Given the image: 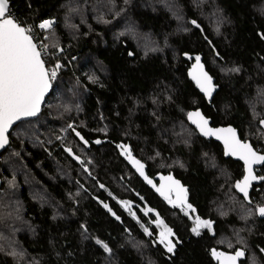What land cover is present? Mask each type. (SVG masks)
Instances as JSON below:
<instances>
[{
    "label": "trees",
    "instance_id": "obj_1",
    "mask_svg": "<svg viewBox=\"0 0 264 264\" xmlns=\"http://www.w3.org/2000/svg\"><path fill=\"white\" fill-rule=\"evenodd\" d=\"M10 12L31 30L55 19L43 59L61 67L39 117L0 155V264H219L213 250L264 264V181L247 203L234 189L242 166L187 122L200 109L264 153V0H10ZM197 56L215 80L210 102L189 79ZM120 144L150 177L187 186L195 212L157 199ZM153 211L173 256L145 232L158 231ZM197 217L211 231L194 234Z\"/></svg>",
    "mask_w": 264,
    "mask_h": 264
},
{
    "label": "snow or ice",
    "instance_id": "obj_2",
    "mask_svg": "<svg viewBox=\"0 0 264 264\" xmlns=\"http://www.w3.org/2000/svg\"><path fill=\"white\" fill-rule=\"evenodd\" d=\"M52 23L50 20L44 21L39 24V28L50 29ZM192 23L195 24V21ZM30 32L31 29L23 26L10 12V0H0V148L8 143L7 132L15 121L23 117L35 116L40 111L41 102L51 86V80L56 77V71L49 72L46 69L42 52L34 43ZM43 47L45 50L47 49L46 45ZM195 59L196 64L189 75L205 97L211 98L215 88L212 78L203 70L200 57L197 56ZM55 67L59 69L61 65L57 63ZM230 71L238 72L239 69L233 68ZM188 120L195 125L201 135L215 136L216 139L221 140L224 144L225 155L236 156L243 161L246 175L242 181L237 182L235 187L244 194L247 200L252 182L257 179L264 180V176L257 177L253 174V165L264 164V155L258 154L249 144L242 143L237 138L234 129L210 128L208 120L199 111L188 113ZM261 125L264 126V120H261ZM76 134L80 135L78 132ZM95 143L99 144L100 141L97 140ZM118 147L121 148V155L129 160L141 176H144V165L132 157L130 149L124 145H118ZM65 151L72 154L70 149L66 148ZM144 178L149 184L152 183L146 176ZM161 179H166L167 183L162 184L160 188H157V191L165 200L173 207H179L185 212V215L195 212L192 205L187 203V190L181 186L179 181L174 180L171 176L161 177ZM153 186L155 187V185ZM173 192L176 196L175 200L171 198ZM105 207L107 208V205ZM256 213L264 217V206H258ZM156 223L162 229L158 242L164 246L168 253H172L175 249V244L170 239L173 235L172 230L164 226L159 217H157ZM81 227L83 228L84 225ZM201 227L211 231L212 224L197 217L195 227L192 228L193 233L200 235ZM145 232L151 235L147 229ZM96 244L102 247L105 253L111 254V248L106 243L97 239ZM212 256L220 264H236L237 259L244 256V252L237 250L235 255H224L213 250Z\"/></svg>",
    "mask_w": 264,
    "mask_h": 264
},
{
    "label": "water",
    "instance_id": "obj_3",
    "mask_svg": "<svg viewBox=\"0 0 264 264\" xmlns=\"http://www.w3.org/2000/svg\"><path fill=\"white\" fill-rule=\"evenodd\" d=\"M34 43H35V42H34ZM200 63L203 65V70H204V71H205V72H206V73L212 78V76L206 71V68H205V66H204V64H203V62H202V58H201V57H200ZM195 64H196V60L193 62L192 66H191V68H190L189 73L192 72V70H193ZM45 67H46V65H45ZM46 69H47V67H46ZM189 79L192 81V83L195 85V87L197 88V90H198V92L200 93V95H201L206 101H208V102L212 101V99L214 98V96H215V94H216V87L214 88V91H213V93H212L211 98H208V97H205L204 93H202V92L200 91V89L196 86V82L192 79V77H191L190 75H189ZM212 82H213V85L215 86V80H214L213 78H212ZM52 89H53V85H52V82H51V86H50L48 92L45 94V97H44L43 101L41 102L40 111H39L35 116H31V117H23V118H21L20 120L15 121V122L12 124V126L8 129V132H7L8 143L5 144L4 147L0 148V155H1V154H2V153L8 148V145H9V134H10L11 130H12L17 124H19V123H21V122H26V121H29V120H33V119H36L37 117H39V115H40L41 112H42V108H43V106H44V104H45V102H46L47 97H48V96L51 94V92H52ZM196 111H199V112L201 113V115L204 116L205 119L208 120V126H209L210 128H212V129H226V128H232V129L235 130L236 135H237V138H238L242 143H247V144H249V145L253 148V146L251 145V143H250L249 141H242V140L240 139V137H239V133H238V130H237L236 128H234L233 126H231V125H229V126H218V127L212 126V121H211V119L207 118V117L203 114V112H202L200 109H198V110H194V111H190V112H196ZM190 112H189V113H190ZM263 120H264V119H263ZM187 122H188V124H189V125H190V126H191V127L197 132V133H198V135H199L202 139H205V140H212V141L218 143V144L222 147L223 157H224L225 159H231V160H233V161H235V162H238V163L242 164V166H243V171H244V175H243V178H244V176L246 175V172H245V166H244V163H243L242 160L238 159L236 156L225 155V149H224V144H223V142H222L221 140L216 139L215 136H203V135H201L200 132H199V130L196 129L195 125H193V124L188 120V115H187ZM259 126H260L261 130L264 132V126L261 125V121H260V123H259ZM120 145H124V144H120ZM124 146H126V145H124ZM127 147L130 149L129 146H127ZM118 148H120V147H118ZM253 150L256 151L254 148H253ZM130 151H131V149H130ZM256 152H257L258 154L264 155V153H260V152H258V151H256ZM66 153H67V155H68V156H69V157H70L75 163H77V164H80V163H81L80 158H79L77 155H75L72 151H71V153H72L71 155H70L69 152H67V151H66ZM131 155H132V157H133L134 159L139 160V159H137L136 157H134V155L132 154V152H131ZM74 157H75V158H74ZM125 160H126L128 166L131 168V170L135 173V175H136L138 178H140L141 181H142V182H143V183H144V184H145V185H146V186H147V187H148L153 193H155L158 197H163V196L157 191V188H160L162 184H166V183H167L166 179H165V180H162L161 177L167 178L168 176H171L174 180H176L175 177L172 176V175H166V176L159 175V176L157 177V179H158V181H159V184L156 185L155 181H153V180L148 176L146 166H145L140 160H139V161L144 165V176H141L140 173L137 172L136 168H135V167L129 162L128 159L125 158ZM263 165H264V164H256V165H253V174H254L255 176H256V169L261 168ZM145 176L148 178V180H151V181H152L151 184H149V183L145 180V178H144ZM243 178H242L240 181H242ZM176 181H178V180H176ZM240 181H239V182H240ZM263 181H264V180L257 179V180H255V181L252 182V184H251V186L249 187V190H248V199H247V200L245 199L244 194L241 193L240 191H238V190L236 189L235 185L237 184V182H236L235 185H234V189H235L236 193H237L240 197H242L247 203H250V193H251V191H252L253 186L258 185V184L262 183ZM179 183L181 184V186H183V184H182L180 181H179ZM153 185H155V187H154ZM0 186H1V180H0ZM183 187H184V186H183ZM184 188H185V187H184ZM185 189H186V188H185ZM186 190H187V189H186ZM171 194L174 196V200H175V199H176L175 193L173 192V193H171ZM187 197H188V192H187ZM260 217H261V216H260ZM261 218L264 219V217H261ZM223 254H224V255H235V253H234V254L223 253ZM243 257H244V256H243ZM243 257L238 258L237 261H236V264H242L241 262H242V260H243ZM219 264H220V262H219Z\"/></svg>",
    "mask_w": 264,
    "mask_h": 264
},
{
    "label": "flooded vegetation",
    "instance_id": "obj_4",
    "mask_svg": "<svg viewBox=\"0 0 264 264\" xmlns=\"http://www.w3.org/2000/svg\"><path fill=\"white\" fill-rule=\"evenodd\" d=\"M213 126V125H212ZM238 163V162H237ZM240 164V163H239ZM241 166H242V164H240ZM263 167V166H262ZM261 167V168H262ZM261 168H259V169H256V176L257 177H262V176H260L259 175V171H260V169ZM242 170H243V166H242ZM160 175H163V174H160ZM167 175V174H166ZM243 175H244V171H243ZM243 175H242V177H241V179L243 178ZM149 176V175H148ZM159 176V174L158 175H156L155 177H150L153 181H155V183H156V185H158L159 184V181H158V179H157V177ZM174 176V175H173ZM175 177V176H174ZM176 178V177H175ZM140 179V178H139ZM177 179V178H176ZM241 179H239V181L241 180ZM141 180V179H140ZM179 180V179H178ZM239 181H236V182H239ZM235 182V183H236ZM235 183H234V185H235ZM183 184V183H182ZM260 184H258V185H255V186H253V188L254 187H256V188H259L258 186H259ZM183 186L187 189V192H188V197H187V203H189V199H190V193H189V190H188V187L187 186H185L184 184H183ZM252 188V189H253ZM153 193V192H152ZM251 193H252V191H251ZM251 193H250V195H251ZM154 195H155V197L157 198V199H161V202H164L166 205H168V207H170V208H176V209H180L179 207H173L167 200H165L164 199V197H158L155 193H153ZM171 198L174 200V196L171 194ZM152 215H153V221H152V224H154L155 225V227L158 229V231L157 232H151V231H148L149 233H151V235H149V239H150V241H151V243L153 244V245H155V246H159L165 253H167L168 255H174V252L177 250V244H176V240H175V235L173 234L171 237H170V239L173 241V243L175 244V249H174V251L172 252V253H168L167 251H166V249L164 248V246L162 245V244H160L158 241H159V233H160V230H159V227H158V225H157V223H156V221H157V217H159L154 211L152 212ZM160 219V218H159ZM161 220V219H160ZM202 221H205V220H202ZM193 227H195V222H194V226ZM202 230H206V228H203V227H201L200 228V233H201V231ZM193 232V231H192ZM231 254H233V253H231Z\"/></svg>",
    "mask_w": 264,
    "mask_h": 264
},
{
    "label": "built area",
    "instance_id": "obj_5",
    "mask_svg": "<svg viewBox=\"0 0 264 264\" xmlns=\"http://www.w3.org/2000/svg\"><path fill=\"white\" fill-rule=\"evenodd\" d=\"M47 20H50L52 21V27L50 29H47V30H43V29H40L39 28V24L43 23L44 21H47ZM55 19H52V18H48V19H42L40 21H38L35 25H34V28L33 30H31L30 34L32 35L33 37V41L37 44L38 48H40L41 52H42V57H46L48 55V47L47 49L45 50L43 46H45V42L48 40L49 38V35L51 33V31L53 30L54 26H55ZM47 70L49 72H52V71H56V75H57V72H58V69H56V67L54 66H49L47 68ZM55 79V78H54ZM52 79V80H54ZM51 80V81H52Z\"/></svg>",
    "mask_w": 264,
    "mask_h": 264
},
{
    "label": "bare ground",
    "instance_id": "obj_6",
    "mask_svg": "<svg viewBox=\"0 0 264 264\" xmlns=\"http://www.w3.org/2000/svg\"><path fill=\"white\" fill-rule=\"evenodd\" d=\"M208 118V117H207ZM210 119V118H209ZM167 175H172V174H167ZM163 176H166V175H163ZM173 176V175H172ZM176 179V178H175ZM176 180H178V179H176ZM178 181H180V180H178ZM181 182V181H180ZM182 183V182H181Z\"/></svg>",
    "mask_w": 264,
    "mask_h": 264
},
{
    "label": "rangeland",
    "instance_id": "obj_7",
    "mask_svg": "<svg viewBox=\"0 0 264 264\" xmlns=\"http://www.w3.org/2000/svg\"><path fill=\"white\" fill-rule=\"evenodd\" d=\"M195 221H196V219H195ZM165 226V225H164ZM159 227V226H158ZM159 230L161 231L162 229H161V227H159Z\"/></svg>",
    "mask_w": 264,
    "mask_h": 264
}]
</instances>
